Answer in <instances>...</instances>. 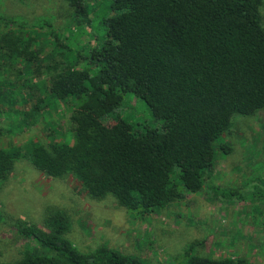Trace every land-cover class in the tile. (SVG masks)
<instances>
[{"label": "trees", "instance_id": "trees-1", "mask_svg": "<svg viewBox=\"0 0 264 264\" xmlns=\"http://www.w3.org/2000/svg\"><path fill=\"white\" fill-rule=\"evenodd\" d=\"M65 1L78 23L88 20L85 0ZM262 2L113 0L112 15L103 23L106 38L84 55H75L53 34L51 63L46 55L44 70L55 101H78L72 116L75 142L34 151L0 149V181L17 160L31 157L47 175H73L93 198L112 195L130 210L167 208L180 198L179 187L244 201L241 193L210 185L208 177L216 162V142L232 127L234 117L264 109ZM0 23L8 28L0 35L1 109L10 85L5 66L23 59L38 62L39 53L33 48L36 32H19L12 28L16 22L2 15ZM81 62L87 66L79 67ZM130 92L148 105L161 129L104 124L117 117ZM46 105L39 100L29 116L36 120ZM4 134L0 127V137ZM69 227L65 217L54 216L49 232L20 229L55 255H29L10 264H147L107 245L82 254L64 237ZM196 247L188 246L187 264H251L191 256Z\"/></svg>", "mask_w": 264, "mask_h": 264}, {"label": "rangeland", "instance_id": "rangeland-1", "mask_svg": "<svg viewBox=\"0 0 264 264\" xmlns=\"http://www.w3.org/2000/svg\"><path fill=\"white\" fill-rule=\"evenodd\" d=\"M112 2L85 0L90 15L78 23L74 8L65 0H0V15L16 22L12 28L37 33L32 35L33 48L39 53L38 62L23 59L5 66L10 85L0 109V127L5 131L0 149L34 151L39 146L75 142L72 116L78 101L54 100L44 58L49 55L50 65L53 34L75 55H84L105 39L103 23L112 15ZM260 17L264 28V0ZM7 30L0 23V35ZM39 100L47 105L34 120L29 115ZM104 124L108 128L137 124L140 131L162 128L134 92L124 96L117 117L107 118ZM215 153L208 183L241 193L244 201H228L208 189L189 193L179 187L180 198L167 208L130 210L112 195L93 198L73 175L51 177L31 157L17 160L0 181V263H16L29 255L53 257L52 249L21 231L35 227L49 232V219L63 216L70 225L64 237L82 254L107 245L147 264H187L186 250L195 243L191 256L264 264V109L252 116H235L232 127L216 142Z\"/></svg>", "mask_w": 264, "mask_h": 264}]
</instances>
